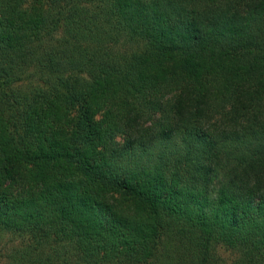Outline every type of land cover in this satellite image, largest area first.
Masks as SVG:
<instances>
[{
  "label": "trees",
  "instance_id": "trees-1",
  "mask_svg": "<svg viewBox=\"0 0 264 264\" xmlns=\"http://www.w3.org/2000/svg\"><path fill=\"white\" fill-rule=\"evenodd\" d=\"M11 240L4 264H264V0H0Z\"/></svg>",
  "mask_w": 264,
  "mask_h": 264
},
{
  "label": "rangeland",
  "instance_id": "rangeland-1",
  "mask_svg": "<svg viewBox=\"0 0 264 264\" xmlns=\"http://www.w3.org/2000/svg\"><path fill=\"white\" fill-rule=\"evenodd\" d=\"M13 242L12 240L9 241L8 244H5L4 246H2L0 249V264H4L5 260H6V251L5 248H9L11 246H13ZM217 254L219 256V258L221 260H223V262H226L227 264H232L235 260H236V255L232 254L231 252L227 251L225 248L220 247L219 249H217Z\"/></svg>",
  "mask_w": 264,
  "mask_h": 264
}]
</instances>
